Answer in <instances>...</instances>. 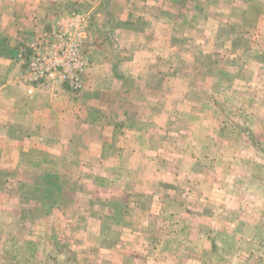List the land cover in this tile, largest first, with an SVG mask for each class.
Instances as JSON below:
<instances>
[{
	"label": "crops",
	"instance_id": "crops-1",
	"mask_svg": "<svg viewBox=\"0 0 264 264\" xmlns=\"http://www.w3.org/2000/svg\"><path fill=\"white\" fill-rule=\"evenodd\" d=\"M82 1L0 0V171L7 174L0 182V199L12 203L2 210L16 226L18 219L31 225L42 213V207L35 212L42 202L32 192L38 175L45 173L42 179L60 171L71 188L60 200H70L74 213L82 204L88 206L90 210L77 213L79 219L104 220V228L119 229L123 236L112 248L123 257L135 255V264H214L209 263L212 239L217 236L220 245L224 235L232 237V246L220 245L223 250L258 252V236L264 234V179L253 169L264 170L261 138L243 121H222L219 111L206 108L208 100L191 110L192 86L203 90V73L192 82V73L178 72L193 59L204 65L201 60L208 54L219 61L230 59L234 66L217 71L234 78L228 85L215 79L212 99L219 106L217 93L229 87L238 104L233 113L243 114L247 108L249 116H256V108H264V64L254 69L251 57L244 64L236 38L220 37L230 19L224 12L242 21L233 24L240 27L251 21L254 1L88 0L92 4L82 10L96 9L99 16L91 22L92 50L86 55L83 89L75 92L65 85L23 79L30 59L26 50L52 24L54 2L72 3L70 8L77 10ZM261 6L256 10L264 12ZM220 45L224 50L213 49ZM189 47L197 48V54L190 55ZM246 72L262 82L251 77L243 82ZM224 124L232 125V139L221 137ZM35 156L40 158L33 160ZM86 189H93L95 196ZM98 190L105 195L97 197ZM244 202L254 208L248 217ZM54 213L57 219L64 217V211ZM12 228L14 238L9 239L19 243ZM100 236L108 244L110 234ZM104 245L100 251L93 248L110 252ZM89 246V264H95ZM16 253H10L14 262ZM29 257L24 264H38L37 254ZM262 257L241 264H264Z\"/></svg>",
	"mask_w": 264,
	"mask_h": 264
},
{
	"label": "rangeland",
	"instance_id": "rangeland-1",
	"mask_svg": "<svg viewBox=\"0 0 264 264\" xmlns=\"http://www.w3.org/2000/svg\"><path fill=\"white\" fill-rule=\"evenodd\" d=\"M85 1L84 2L82 1V3L77 5V6H80V7H77V10L71 9L72 7L74 8L72 3L66 2V3H61L63 5L61 4L59 5V2H54L56 4V7H55L56 12L54 11V9H51L49 11V14L50 15L56 14V16H58V15H61V11H64L65 13L67 12L72 13V11L87 13L90 18V21L92 22L94 21L95 17L97 18L99 16L98 15L99 12H97L96 9H95V12H93L92 10L87 11L86 9L82 10L83 8H85L83 7V5L86 6L85 4H89L88 0L86 2ZM94 1L96 0H93V2ZM252 2H251L252 5H254L255 3L254 5L255 8H253V11L249 12V14H251L250 15L251 21L243 22V25H241L240 27L234 26L233 24L234 23L240 24L242 23V21L235 22L234 19H232L233 16L229 15V13L227 12H224L226 16L230 17V19L226 20L228 21L227 22L228 25H226L224 30L221 31L222 33L220 34L222 36L220 37L222 39H224L225 37H228L229 35H232L233 37H235L236 38L235 49L239 48V51H238V53H240L239 55L245 58L244 64L248 63L249 62L248 57H251L252 59H254V60H250L251 63H253V61L256 62V66H251V67H255L254 69L260 70L263 68V66H261L260 63L264 64V56L261 55L264 52V44H259L262 41H264V26H259V25L262 23V21H264V12L259 11L260 9L259 10H256V9L263 7L261 5H264V0H252ZM228 3H230V1L226 0L225 4H228ZM91 4L92 2H90L89 5ZM89 5H87V8ZM211 14L212 13H209L210 17H211ZM62 15H65V14H62ZM260 16H262L261 21H260ZM234 17L236 16L234 15ZM210 23L217 24V22H212V21H210ZM262 24H264V22ZM228 39L232 41L231 37H228L225 40L228 41ZM90 43H91V39L87 47L85 48V51H84L85 55H87L88 52L92 50L91 48L89 49ZM183 48H182V51H183ZM216 48L220 49L221 51V50H224L225 46L220 45L213 49H216ZM188 51L190 52L189 53L190 55H196L197 54L196 52L198 51V49L189 47ZM210 51H214V50H210ZM27 52L28 51L26 50V56L28 55V58H30L29 56L30 51L29 53ZM222 53H219V54H222ZM86 59H87V56H86ZM201 61L204 62V65H200V62L193 59L192 64L189 63L187 69L178 71L179 73H184V74H186L187 71L192 73V79H191V76L188 77L190 78V80H192V82L193 80H198L199 77L201 76H202L201 78H203V81H204L203 90L198 89L197 86H195L193 83L192 87L194 88L195 86V88L194 89L192 88L191 95H190L191 97L189 100L190 106L193 107L191 110H194L195 108H197L203 101L208 100V104L206 105V108L211 111H213L214 109L219 111L220 113L219 115L224 118L222 119V121H224L225 123L229 122L230 120L235 121L236 123H240L241 121H243L244 125L246 124L247 128H249V125L253 127L254 129H252L251 133H253L255 137H257V135L260 136L261 139L259 140L262 141V143L259 140H258V143L261 146H263L264 145V111H263L264 108L262 109V107H257L256 116L254 115L249 116L247 108L244 109L246 111H244L243 114L242 112L234 114L235 112L233 113L231 109L235 110L236 108L234 107H236L238 104H237V100L235 101L233 93L230 91L229 87L224 88L221 92L217 93V95L222 100V103L220 102L219 106L217 105V103L214 102V99H212L215 97L214 95H216V92H217V91L213 92V86L214 84H217L215 83L216 81L215 79L218 78V81L221 82V83L219 82L220 84L228 85L232 82V79L234 78L226 74L224 76L221 70L217 71V67L218 69L220 68L224 69L223 66L224 67L226 65L234 66L235 63H233L230 59H222L221 61H219L218 57L213 54L206 55V59L201 60ZM218 61L220 64L218 63ZM214 62L216 63V66L214 65ZM235 62H237V60H235ZM87 63H88V60H87ZM27 68H28V64H27L26 70ZM87 68H88V65H87ZM246 68L248 69V67H245L244 69ZM201 73H203V75L200 76ZM25 74H26V71L23 74V76ZM212 74H215L216 78L214 75V78L212 79V76H211ZM248 77L253 78V81L255 83L262 82V80H260L258 76H253L248 72H246V75H245L246 79L243 77L242 81L250 82V79H248ZM75 92H79V91H75ZM247 93L249 94V90L247 91ZM201 125H206V124L204 122H201ZM230 125L224 124L222 126V130H220L221 137L226 136V138L228 139L233 138L232 137L233 135L232 125L231 126ZM214 130L217 132V127H215ZM39 158L40 157L36 158L35 156L33 157V160L34 159L38 160ZM253 172H255V175L257 176L259 180L264 179L263 169L255 167L253 169ZM42 175H38L37 183L36 185H34L35 187H33V191H32L33 198L38 199V202H42V204L37 205L35 212L37 213V211L41 209L40 207H42V213H41L42 215L40 213L38 215L37 213L38 215L37 219H34L31 225L27 224L26 222L28 221H26L25 219H22V221L18 219V223L20 222V224L16 226L14 224L15 223L14 219L13 220L10 219L11 215L7 213L5 210H2L3 208H6L9 210V208L12 207L11 205L12 203H7L5 202L4 199L2 198L0 199V207H1V210H0V264H24V262L29 261L30 259L29 256L30 255L32 256V254L33 256L37 254L38 258H40L38 260V264H89L91 263L90 262L91 259L88 257L89 254L86 251L88 247H90L89 246L90 243L92 244L91 248L96 246V249L98 251L101 250L100 249L101 244L104 245L103 240L104 238H106L105 236H100L101 233L110 234L109 236L110 240L108 241V244H106L107 246L104 245L105 247H108L110 252L103 254L102 252H98L93 248L95 254L93 253L91 254L94 255L95 264H112V263L120 264L123 261H126L125 264H135V261L133 260L136 258L134 257L135 255L132 254V256H130L128 255L129 254L128 253L126 254L127 257H123L119 254L120 251L116 252L112 248L114 246L116 247V244H118L119 240L123 236L120 234L119 229H114V228L111 229L110 227L107 228V225H106V228H104L105 223H106V221L104 220L100 221L97 219H93L92 221H90V220L79 219L76 217L77 213L81 211L86 212L90 210L89 207L82 204L77 209L78 212L76 213V210H75V213H74L72 212L73 205L71 204V201L69 199H65V201L69 200L68 202L70 203H65V204L60 200L59 195L64 194V192L65 193L68 192V190H71L70 186H67L66 184L67 182H70V179L67 176H65L66 175L65 173H62L60 171L55 172V173H49L47 174V176L41 179L40 177ZM67 175L69 177H73V176H70L69 174ZM5 176H7V174L0 171V182L6 181ZM86 190L91 192L92 197L95 196V191L93 189H90V190L86 189ZM96 192H97V197L98 196L100 197L101 195L102 196L105 195V193H102L100 190ZM242 206L244 207L243 210L245 211L243 212L244 215H247L248 217L251 209L253 208V205L250 203L244 202V205ZM260 206L262 208L261 211L264 212V204H260ZM55 210L64 211V214H63L64 217L62 219L61 218L57 219L54 213ZM66 211H70V212L68 213ZM6 213L7 215H5ZM91 215L93 216L94 214H91ZM16 216L17 218H19L18 215ZM48 216H49V219L44 220L43 217H48ZM13 226L15 227V231L18 233L17 237L20 239L19 243L14 242L12 240V238H14L13 236L14 233H13V228H12ZM262 231L264 232V229H262ZM260 233L261 234H259L258 238L259 240H262V242L261 241L258 242V245H257L258 252L253 253L252 251H248V252L241 253V254L240 253L233 254L232 252L223 250L224 247L227 248L228 246H230V245H226L227 243L224 242L223 240L225 238L229 239L231 237L229 235L228 236L224 235V237H222V240L221 238L219 239L221 243L223 242L220 245H224V247L218 248V251L210 252L209 263L221 264V261H224V262L227 261L229 264H241L243 260L245 261H249L251 259H261L262 260L263 258L262 256L264 255V251H263L264 234L261 231ZM27 235L28 236L32 235L33 238H28ZM9 237H12L11 240L9 239ZM31 240H33V242H30ZM28 241L31 244H29ZM239 241L241 240L239 239ZM120 245L121 244H119V246ZM243 248L250 249V247L247 244H245ZM11 251H13V253L17 251L16 254L19 257V259L16 260L15 262H14V258L10 257ZM32 251H34V253H32ZM239 255H241V257H239Z\"/></svg>",
	"mask_w": 264,
	"mask_h": 264
},
{
	"label": "built area",
	"instance_id": "built-area-1",
	"mask_svg": "<svg viewBox=\"0 0 264 264\" xmlns=\"http://www.w3.org/2000/svg\"><path fill=\"white\" fill-rule=\"evenodd\" d=\"M90 39L87 13L55 16L49 28L39 32L29 44L31 54L23 79L31 84L52 83L82 90L88 65L84 51Z\"/></svg>",
	"mask_w": 264,
	"mask_h": 264
},
{
	"label": "trees",
	"instance_id": "trees-1",
	"mask_svg": "<svg viewBox=\"0 0 264 264\" xmlns=\"http://www.w3.org/2000/svg\"><path fill=\"white\" fill-rule=\"evenodd\" d=\"M63 13H65V12H64V11H61V14H63ZM65 14H66V13H65ZM30 54H31V49H30ZM29 56H30V55H29ZM214 237H217V236H214ZM214 237H213V239H212V240H213V241H212V242H213V251H217V249L220 248V245H218V243H217L218 240H216V239L214 240ZM28 238H33V237L28 236ZM220 238H221V240H222V237H220ZM230 240L232 241V237H230L229 239L225 238L223 241L227 243L226 245H230V246H232L231 243H229Z\"/></svg>",
	"mask_w": 264,
	"mask_h": 264
}]
</instances>
